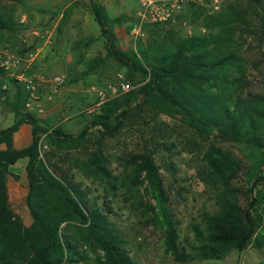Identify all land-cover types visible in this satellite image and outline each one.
Segmentation results:
<instances>
[{
  "label": "rangeland",
  "instance_id": "1",
  "mask_svg": "<svg viewBox=\"0 0 264 264\" xmlns=\"http://www.w3.org/2000/svg\"><path fill=\"white\" fill-rule=\"evenodd\" d=\"M212 1L183 0L174 18L163 23L161 33H170L168 40L202 34L204 16L219 12L225 4L248 0H217V9L212 8ZM92 3L102 7L109 18L118 49H136L139 41L147 42L157 36L150 34L153 31L150 26L142 27L141 35L131 34L137 0H0V11L11 13L20 25L16 33L0 34V52L8 47L11 53L22 57L21 66L12 75L2 72L3 77L0 76V82L8 85L6 98L0 100V129L15 120L11 105L16 86L21 85L15 75L20 73L34 78L43 105L41 113L25 106L21 111L33 114L49 130L59 128L70 137L78 136L93 115L100 113L101 104L117 99L113 117L123 109L130 110L116 133L108 134L100 126H91L78 144L60 147L49 144L43 133L40 154L43 158L47 154L46 158L56 166L57 175L67 177L85 196L88 205L96 204L103 209L132 264H264V205L259 209L257 231L245 249L230 250L221 258L193 256L186 261H177L165 251L161 228L149 222L141 209L132 206L140 196L144 201L150 199L144 191L145 183H141L143 175L135 171L130 159L147 153L162 178L172 218L177 222L178 243L186 251L192 245L197 246L193 227H202V212L216 207L215 191L203 175V152L210 141L202 139L179 118L135 108L138 90L145 80L108 55L106 40L92 17ZM258 11L261 14L262 8ZM262 24L255 19L252 25L258 29ZM255 38L246 33L240 39L239 51L246 62L243 92L264 95V38ZM31 49L35 52L33 58L27 56ZM56 76L62 83L51 94V80ZM216 144L228 158L240 164L241 170L245 168L246 158L238 146L222 141ZM95 154L99 167L91 162ZM13 165L5 179L7 196L11 195L8 203L28 227L32 217L26 205L25 167L22 175V167ZM227 174L236 189L237 207L246 208L249 194L243 171ZM128 187L133 190L132 197ZM135 189H139L140 196ZM84 228L72 221L60 226L61 235L69 237L76 246L74 264H111L103 250L89 247Z\"/></svg>",
  "mask_w": 264,
  "mask_h": 264
},
{
  "label": "trees",
  "instance_id": "2",
  "mask_svg": "<svg viewBox=\"0 0 264 264\" xmlns=\"http://www.w3.org/2000/svg\"><path fill=\"white\" fill-rule=\"evenodd\" d=\"M258 8H262L261 14ZM90 9L106 40L108 55L145 80L138 90L135 108L179 118L202 139L210 141L203 152V175L215 191L216 207L202 212V227H193L197 246L186 251L178 243L177 222L172 218L162 178L147 153L130 159L135 171L143 175L141 183H145L144 191L150 199L144 201L139 189H135L140 197L132 206L141 209L149 222L161 228L165 251L177 261L193 256L221 258L230 250L242 251L257 231L259 209L264 205V95L243 92L246 62L239 48L246 33L257 40L264 38V0L225 4L219 12L203 17L202 34L168 40L170 33H161L163 24H145L143 27H153L150 34L157 36L147 42L139 41L136 49L131 50L117 48L108 25L110 20L102 7L92 3ZM255 19L263 23L258 29L252 25ZM19 30L20 25L11 13L0 11V34ZM27 99L22 85L16 86L11 105L15 120L0 129V144H4L0 148V264H74L76 246L60 233L61 224L71 221L85 227L89 247L103 250L111 264H132L103 209L88 205L67 177L57 175L47 154L44 158L40 154L41 134L46 133L47 142L54 146L76 145L91 126H100L108 134L116 133L130 109L113 117L117 99L104 102L100 113L93 115L79 135L70 137L59 128L49 130L33 114L21 111ZM22 123L30 124L31 141L18 149L13 146L12 135ZM216 141L238 146L246 158L245 168L241 170L236 160L228 158ZM97 156L93 155L91 162L99 167ZM22 158L26 159V205L32 217L28 227L8 203L5 180L10 167ZM240 171L245 175L249 194L244 209L237 207L236 189L227 174ZM127 190L132 197L133 190Z\"/></svg>",
  "mask_w": 264,
  "mask_h": 264
},
{
  "label": "built area",
  "instance_id": "3",
  "mask_svg": "<svg viewBox=\"0 0 264 264\" xmlns=\"http://www.w3.org/2000/svg\"><path fill=\"white\" fill-rule=\"evenodd\" d=\"M183 0H137V7L135 9V22L131 29V34L138 36L142 34V27L145 24H163L174 18L182 7ZM212 8L217 9V0L212 1ZM29 58L35 56L34 51L27 53ZM22 57L13 54L8 47H3L0 52V70L5 74L12 75V72L21 66ZM17 83L21 84L23 89L28 94V99L24 103L26 109H34L38 113L43 111L41 103V96L35 86L34 78L32 76H25L20 73L15 75ZM62 83L60 77H53L51 80V94L58 91ZM127 86V85H124ZM8 93V85L0 82V100H4ZM49 94V97L51 96Z\"/></svg>",
  "mask_w": 264,
  "mask_h": 264
},
{
  "label": "crops",
  "instance_id": "4",
  "mask_svg": "<svg viewBox=\"0 0 264 264\" xmlns=\"http://www.w3.org/2000/svg\"><path fill=\"white\" fill-rule=\"evenodd\" d=\"M30 141H31V126L28 123H22L12 135L13 146L19 149V148L27 146L30 143ZM1 148H4V147H1ZM25 164H26V159L22 158L16 161L13 166L22 167V175H24ZM8 200L11 201L10 193L8 194Z\"/></svg>",
  "mask_w": 264,
  "mask_h": 264
}]
</instances>
